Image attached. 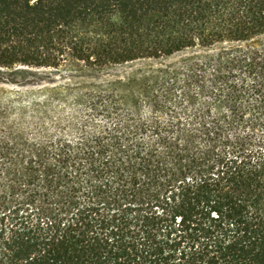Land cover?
Listing matches in <instances>:
<instances>
[{"label":"trees","instance_id":"16d2710c","mask_svg":"<svg viewBox=\"0 0 264 264\" xmlns=\"http://www.w3.org/2000/svg\"><path fill=\"white\" fill-rule=\"evenodd\" d=\"M225 43L92 94L100 131L1 143L0 264H264V0H0V69Z\"/></svg>","mask_w":264,"mask_h":264},{"label":"rangeland","instance_id":"374dc122","mask_svg":"<svg viewBox=\"0 0 264 264\" xmlns=\"http://www.w3.org/2000/svg\"><path fill=\"white\" fill-rule=\"evenodd\" d=\"M229 44L197 46L160 58L92 68L76 64L68 68L17 66L0 69V144L15 150L43 146L46 137L75 139L102 130L105 114L90 106L92 94L112 90L124 99V108L141 79L169 67L181 80L194 61ZM135 81V82H134ZM136 83V84H133ZM144 114L150 106H142Z\"/></svg>","mask_w":264,"mask_h":264}]
</instances>
